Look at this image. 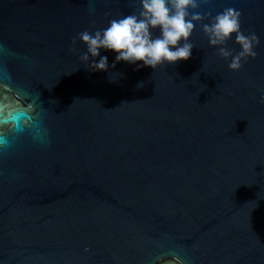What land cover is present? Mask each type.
<instances>
[{
    "label": "water",
    "instance_id": "95a60500",
    "mask_svg": "<svg viewBox=\"0 0 264 264\" xmlns=\"http://www.w3.org/2000/svg\"><path fill=\"white\" fill-rule=\"evenodd\" d=\"M134 6L0 0V104L47 109L44 142L0 152V264H154L176 249L182 264H264V0L198 9L232 7L257 35L239 70L200 25L186 61L112 68L101 50L109 71L88 70L73 39Z\"/></svg>",
    "mask_w": 264,
    "mask_h": 264
},
{
    "label": "clouds",
    "instance_id": "9594fccd",
    "mask_svg": "<svg viewBox=\"0 0 264 264\" xmlns=\"http://www.w3.org/2000/svg\"><path fill=\"white\" fill-rule=\"evenodd\" d=\"M133 3L135 6L130 14L111 19L106 28L94 32L84 30L73 39V44L78 39L86 45V51L80 54L79 59L88 70L109 71L108 57L100 55L101 50L115 53L112 68L123 61L136 64L137 68L143 66L156 70L165 64L186 61L192 55L194 45L190 38L197 25L201 26L208 45L218 46L219 57L226 61L231 58L228 63L230 70H239L249 58L257 55L254 50L259 44L257 35L241 30V13L232 7L212 15L198 11L209 0H133ZM157 29L159 35H154ZM233 35L234 43L240 48L235 54L226 47V42ZM96 57H99L98 62ZM110 73L109 79L115 81ZM260 102L264 103V96ZM31 103L30 97L25 98L19 107H13L11 116L6 103L0 104V152L12 150L22 137H28L34 143L45 141L44 114L47 109L38 98L31 110L25 112L23 109ZM181 257V251L176 249L169 255L155 257L154 264H182Z\"/></svg>",
    "mask_w": 264,
    "mask_h": 264
}]
</instances>
